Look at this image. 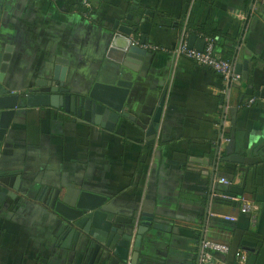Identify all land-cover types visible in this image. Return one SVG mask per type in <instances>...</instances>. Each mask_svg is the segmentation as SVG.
I'll use <instances>...</instances> for the list:
<instances>
[{
    "label": "crops",
    "instance_id": "0c3cea01",
    "mask_svg": "<svg viewBox=\"0 0 264 264\" xmlns=\"http://www.w3.org/2000/svg\"><path fill=\"white\" fill-rule=\"evenodd\" d=\"M82 2L0 0L2 43L12 47L7 86L20 93L50 82L62 64V84L81 93L119 65L108 56L115 27H137L151 52L129 71L125 108L151 127L165 97L156 138L127 117L111 131L64 109L21 105L0 148V264H112L90 243L67 241L51 207V195L72 201L82 190L107 198L115 227L133 228L119 217L136 230L147 223L139 246L133 232L127 264L135 253L134 264H199L205 240L230 246L213 252L216 264H238L239 250L245 264H264V0H101L87 17ZM184 27L196 49L201 32L214 31L233 65L248 63L245 77L226 85L177 57ZM220 193L255 200L256 223Z\"/></svg>",
    "mask_w": 264,
    "mask_h": 264
},
{
    "label": "water",
    "instance_id": "95a60500",
    "mask_svg": "<svg viewBox=\"0 0 264 264\" xmlns=\"http://www.w3.org/2000/svg\"><path fill=\"white\" fill-rule=\"evenodd\" d=\"M129 18L132 19L131 16ZM115 28L118 31L113 35L108 56L119 65L114 70L112 69L113 75H109L108 80L94 81L87 89L78 94L72 93L62 84L67 71V67H63L62 64L56 66L52 81L40 80L33 88L25 89L20 93L12 92L13 89L8 87L5 82V72L9 68L12 47L3 45L4 39L0 35V148L9 125L21 105L30 108L64 109L65 112L73 114L77 122L101 125L111 131L115 130L116 125L123 117H127L148 129V134L152 135L151 142L155 141L165 97L157 110L151 127H146L136 120L127 113L125 108L133 86V78L129 71H137L138 64L151 51L144 48V44L147 42L146 37L138 39L137 27L125 25ZM195 39L196 35L190 36V46ZM198 40L196 47L202 51L205 48V40L203 38ZM247 64V62L234 64V71L245 77ZM2 180L7 182L6 178ZM51 198V207L65 220L66 228L63 234H67V241L73 237L75 243L78 240L84 244L90 243L91 246H95L96 254L101 250L103 255H111L112 264L119 261L124 264L129 262L136 222L133 220L129 222V220L119 217L116 218L118 223L134 224L133 228L115 227L113 214L102 208L107 199L105 196L97 192L82 190L78 196L73 197L72 201L61 200L59 193L51 195ZM146 225V222H139L136 230V246H139L142 236L146 232V227H144ZM136 256L137 253L133 257V264Z\"/></svg>",
    "mask_w": 264,
    "mask_h": 264
},
{
    "label": "built area",
    "instance_id": "2783aa9c",
    "mask_svg": "<svg viewBox=\"0 0 264 264\" xmlns=\"http://www.w3.org/2000/svg\"><path fill=\"white\" fill-rule=\"evenodd\" d=\"M99 1L101 0H83L82 6L83 14L85 17H87L91 9L94 8L95 3ZM202 36H204L205 48L201 51L190 46V34L188 32V29L184 27L181 32L178 46L175 49V54L177 55V57L184 56L200 66H206L215 70L223 76L226 85L239 83L241 80V75L234 71L233 63L227 59H224L220 54L216 52L215 42L212 37L205 36L203 34ZM257 100V97H252L247 101V106H251ZM226 140L230 139L227 138ZM219 181L224 184L231 183V181L226 177L219 178ZM217 196L223 199L238 202L240 204L241 211L250 214L251 222L253 224L256 223L258 213L260 212V206L255 202V200H252L246 196L228 195L223 193L217 194ZM225 218L232 219L231 216H227ZM202 247V254L199 264H216L213 257V252L217 251L228 253L230 251L229 245L214 240L203 241ZM236 256L238 264H245L246 255L242 250H239Z\"/></svg>",
    "mask_w": 264,
    "mask_h": 264
},
{
    "label": "trees",
    "instance_id": "16d2710c",
    "mask_svg": "<svg viewBox=\"0 0 264 264\" xmlns=\"http://www.w3.org/2000/svg\"><path fill=\"white\" fill-rule=\"evenodd\" d=\"M183 30V29H182ZM191 31H193V29L191 30V28H189L188 29V32H189V34L191 33ZM201 33H203V35H205V36H210V37H212L213 39H214V42H215V48H216V46L218 47V41H217V34L214 32V31H211V30H205V31H202ZM217 50H219V53L221 54V56L224 58V59H227V60H229V61H231V60H233V59H231V57L229 56V53H226L224 50H220L219 49V47H218V49ZM216 50V51H217ZM228 137H230V136H228Z\"/></svg>",
    "mask_w": 264,
    "mask_h": 264
}]
</instances>
